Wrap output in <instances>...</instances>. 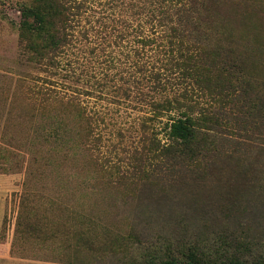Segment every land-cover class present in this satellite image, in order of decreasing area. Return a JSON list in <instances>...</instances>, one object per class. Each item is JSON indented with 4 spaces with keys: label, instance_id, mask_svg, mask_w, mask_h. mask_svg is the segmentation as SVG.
Segmentation results:
<instances>
[{
    "label": "rangeland",
    "instance_id": "obj_1",
    "mask_svg": "<svg viewBox=\"0 0 264 264\" xmlns=\"http://www.w3.org/2000/svg\"><path fill=\"white\" fill-rule=\"evenodd\" d=\"M29 3L0 0V230L18 233V251L144 264L188 247L213 256L231 237L262 243L264 89L247 87L227 104L222 90L196 92L179 68L168 70L179 52L167 34L185 28L184 43L217 45L232 59L236 41L264 43V0L208 2L194 31L173 11L157 25L148 0H84L57 66L25 47ZM246 67L264 79V54ZM153 73L164 76L165 95L195 91L202 110L219 115L203 146L196 139L206 150L197 162L160 151L171 139L168 114L150 105ZM114 234L124 239L111 242Z\"/></svg>",
    "mask_w": 264,
    "mask_h": 264
},
{
    "label": "trees",
    "instance_id": "obj_2",
    "mask_svg": "<svg viewBox=\"0 0 264 264\" xmlns=\"http://www.w3.org/2000/svg\"><path fill=\"white\" fill-rule=\"evenodd\" d=\"M154 5L159 15L157 25L167 20L168 11H173L176 23L183 25L184 21L190 22L191 29H198L199 11L207 10V3L214 0H148ZM85 6L84 0H30L28 6L21 9L23 20L21 29L26 35L25 47L30 50L33 56L44 63L57 66L56 54L61 51L71 40V32L67 29L70 22L79 21L81 9ZM153 13V9L151 11ZM192 13L193 15H189ZM151 21V20H150ZM169 44L175 47L179 56L172 61L168 70L179 68L185 77L191 80L196 92L201 90L213 97H218L220 90L223 91L220 100L221 104L232 101V94L252 89H264V79H260L255 72L249 71L246 63L250 57H260L264 54V43L260 42H235L230 48L231 56L224 55L217 45L207 46L198 42L184 43L189 31L183 29L178 31L175 27L169 26ZM248 65V64H247ZM153 99L150 105L153 111L168 114L167 135L171 139L166 149L170 158L177 162H197L204 157L206 150L198 146L197 138L204 142L207 132L216 130L220 120L216 111L205 113L202 105H198L196 92L189 89L181 91L172 97L165 95L164 76L161 73H153ZM50 89L44 88L43 95H50ZM235 91V92H234ZM127 94V92H124ZM139 101H143L140 92ZM128 96L129 93H128ZM67 100L66 102L70 101ZM232 107V106H231ZM261 108L262 106H256ZM237 111H242L240 106H235ZM171 113V114H170ZM196 113V115H195ZM228 126H234L235 119H223ZM229 127L228 129H231ZM217 131V130H216ZM261 195L264 202V173L261 177ZM241 230V229H240ZM264 236V233H263ZM124 236L114 234L110 237L111 242H116ZM257 241L252 237L250 240H238L231 237L221 241L223 246L221 252L213 250V256L198 252L194 247L171 252L168 255L156 256L157 258L145 261L144 264H264V238ZM215 255V256H214ZM144 262V261H143Z\"/></svg>",
    "mask_w": 264,
    "mask_h": 264
},
{
    "label": "crops",
    "instance_id": "obj_3",
    "mask_svg": "<svg viewBox=\"0 0 264 264\" xmlns=\"http://www.w3.org/2000/svg\"><path fill=\"white\" fill-rule=\"evenodd\" d=\"M17 234L11 226H7L5 230H0V264H91L75 257L48 258L29 256L28 253L19 252L16 245V239L19 237ZM26 249L28 248L22 247V251L27 252Z\"/></svg>",
    "mask_w": 264,
    "mask_h": 264
}]
</instances>
